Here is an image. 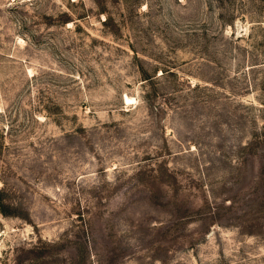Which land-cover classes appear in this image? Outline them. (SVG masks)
Here are the masks:
<instances>
[{
	"label": "rangeland",
	"instance_id": "374dc122",
	"mask_svg": "<svg viewBox=\"0 0 264 264\" xmlns=\"http://www.w3.org/2000/svg\"><path fill=\"white\" fill-rule=\"evenodd\" d=\"M0 264H264V0H0Z\"/></svg>",
	"mask_w": 264,
	"mask_h": 264
},
{
	"label": "bare ground",
	"instance_id": "6f19581e",
	"mask_svg": "<svg viewBox=\"0 0 264 264\" xmlns=\"http://www.w3.org/2000/svg\"><path fill=\"white\" fill-rule=\"evenodd\" d=\"M125 100H126V102H129L130 100H133V99H130L128 97H125Z\"/></svg>",
	"mask_w": 264,
	"mask_h": 264
}]
</instances>
